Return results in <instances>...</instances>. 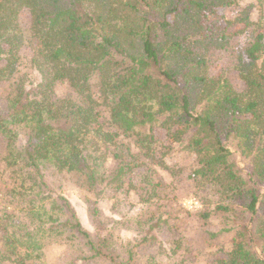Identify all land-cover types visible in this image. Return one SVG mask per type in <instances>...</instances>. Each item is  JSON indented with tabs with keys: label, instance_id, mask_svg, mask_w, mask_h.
Masks as SVG:
<instances>
[{
	"label": "trees",
	"instance_id": "trees-1",
	"mask_svg": "<svg viewBox=\"0 0 264 264\" xmlns=\"http://www.w3.org/2000/svg\"><path fill=\"white\" fill-rule=\"evenodd\" d=\"M0 98V264H46L53 239L139 264L161 236L169 264H264V0H0ZM50 170L136 198L144 236L114 255Z\"/></svg>",
	"mask_w": 264,
	"mask_h": 264
},
{
	"label": "rangeland",
	"instance_id": "rangeland-1",
	"mask_svg": "<svg viewBox=\"0 0 264 264\" xmlns=\"http://www.w3.org/2000/svg\"><path fill=\"white\" fill-rule=\"evenodd\" d=\"M256 2L257 0H241V6H255ZM235 14L236 10L232 9L227 13V17H233ZM250 14L251 20L255 21L259 19L258 8L253 9ZM27 20L28 16L23 14L22 23L25 26L28 24ZM58 89L61 94L68 92L66 86H59ZM3 101L4 100L0 98V107L2 111L6 108V104ZM176 161L183 163L185 158L178 155ZM48 179L56 194L64 197L70 203L82 226L88 232L94 233L95 231L94 214L96 211L99 214V218L105 220L112 227V232L107 236L111 241H115L114 244L110 246V251L114 255L121 254L123 250V252L128 250V246L122 247L118 244L119 242L123 246L125 243L133 244L137 242L139 236H144V234L140 233V228L136 224L138 220L136 214L140 213V207L136 204V198L122 193L114 197H109V195L103 199L95 200L91 192L83 189L81 182L78 180V176L74 173H58L54 170H50L48 171ZM180 204L187 210L193 212L201 207L198 200L192 195L184 197L180 201ZM3 209L4 204L0 200V215ZM218 228L212 229H214L213 231H217ZM184 230L186 238L193 248L204 250L209 247V241L205 233L197 229L188 231L186 227H184ZM169 233L172 236H177L176 233L172 234V231ZM167 238L168 236L159 237L158 242L160 245L158 243L140 245L136 249L139 264H169L170 261L166 256L169 248L165 244ZM43 252V261L46 264H108L106 261H84L83 258L89 256L87 248L81 243H77V241L69 242L63 239H53L43 248ZM195 253L196 252L193 251V254Z\"/></svg>",
	"mask_w": 264,
	"mask_h": 264
}]
</instances>
